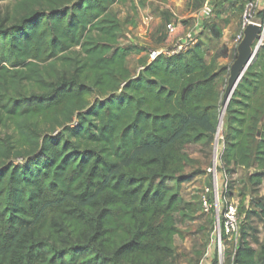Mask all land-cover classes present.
<instances>
[{
    "label": "trees",
    "instance_id": "obj_1",
    "mask_svg": "<svg viewBox=\"0 0 264 264\" xmlns=\"http://www.w3.org/2000/svg\"><path fill=\"white\" fill-rule=\"evenodd\" d=\"M0 2H12L0 12V264H172L181 210L167 183L192 163L191 146L214 139L227 48L159 54L132 75L126 60L144 48L119 45L112 11L127 0ZM189 27L174 21L163 44ZM223 124L221 166L252 170L260 186L264 47ZM245 237L231 264H258Z\"/></svg>",
    "mask_w": 264,
    "mask_h": 264
},
{
    "label": "rangeland",
    "instance_id": "obj_2",
    "mask_svg": "<svg viewBox=\"0 0 264 264\" xmlns=\"http://www.w3.org/2000/svg\"><path fill=\"white\" fill-rule=\"evenodd\" d=\"M204 3L205 0H148L142 7L136 3L132 6L131 0H127L124 4L114 5L112 11L117 15L121 25L119 45L139 46L140 43L144 45L142 53H133L126 60V67L131 74L136 75L140 66L150 61L156 52L173 48L180 40L186 46L182 53L185 54L196 45H200L206 51L207 58L225 47L228 50L227 57L218 60L220 75L217 85L222 96L230 66L235 60L234 51L241 40L242 24L244 20L263 24L258 14L264 10V0H214L210 18L203 20L202 25H198L197 20L201 17ZM6 9H12V2H0V12L4 13ZM146 14L155 15L160 19V23H153L148 28L146 36L140 37L138 33L141 26L143 27ZM174 21H188L190 27L182 38L174 40L170 45H163L168 25ZM211 25L222 29V37L219 40H212L209 32ZM263 47L264 42L258 52ZM223 125L221 131H218L217 127L214 139L209 145H193L189 148L192 163L176 181L167 183L169 186L177 187L181 210L174 215L178 235L174 239L172 264H217L215 208L206 213L201 205L202 197L207 194L206 190L213 192L215 187L220 200L219 210L231 204L237 208V232L230 241H222L224 264L232 262L237 246L236 240L240 238V230L245 232V240L256 251L258 264H264L261 257L264 225L260 217V207L264 206V180L258 187L251 186L248 183V176L254 173L252 170L232 166L223 169L220 164L224 138ZM214 167L215 173H213Z\"/></svg>",
    "mask_w": 264,
    "mask_h": 264
},
{
    "label": "built area",
    "instance_id": "obj_3",
    "mask_svg": "<svg viewBox=\"0 0 264 264\" xmlns=\"http://www.w3.org/2000/svg\"><path fill=\"white\" fill-rule=\"evenodd\" d=\"M260 1V0H258ZM214 0H205L204 7L202 10V16L204 20H207L210 18L212 14V3ZM251 22L244 20L242 24V30L245 28L247 24ZM263 27V38H264V21L263 24H260ZM172 29V24L168 26V30ZM181 41V40H180ZM178 41L173 48H170L165 51L159 52V54H164L166 56H173L179 53H182L183 50L186 49V46L184 42ZM260 45L262 42L259 43ZM216 172V168H213V173ZM216 187L214 188L213 192L211 190H206V193H211L213 196V203L210 204L208 199H207V194H205L202 199H201V205L203 210L208 213L210 210L215 208V215H216V222H217V227H216V234H217V239H218V262L217 264H224L225 260V254L221 250L222 246V236L225 238V241H230L231 238L235 235L238 229V220H237V208L235 206L228 205L226 206L223 210H219V196L217 193V190H215ZM238 242V240H236ZM234 255V254H233Z\"/></svg>",
    "mask_w": 264,
    "mask_h": 264
},
{
    "label": "water",
    "instance_id": "obj_4",
    "mask_svg": "<svg viewBox=\"0 0 264 264\" xmlns=\"http://www.w3.org/2000/svg\"><path fill=\"white\" fill-rule=\"evenodd\" d=\"M260 42H264L263 27L257 23L247 24L241 32V40L236 47V58L230 66L226 87L221 96L217 127H219L220 119L224 118L226 108L238 84L256 57Z\"/></svg>",
    "mask_w": 264,
    "mask_h": 264
},
{
    "label": "crops",
    "instance_id": "obj_5",
    "mask_svg": "<svg viewBox=\"0 0 264 264\" xmlns=\"http://www.w3.org/2000/svg\"><path fill=\"white\" fill-rule=\"evenodd\" d=\"M162 10V9H161ZM146 13H150L149 11H145ZM146 18H144L143 20V27L141 26V29L139 30V33H138V36L140 37H145L146 36V33H147V30L148 28H150V26L153 24V23H157L159 24L160 23V19L157 18L155 15H150V14H146ZM204 20L203 16L201 15V17L198 18L197 20V24H201V22ZM202 25V24H201ZM169 26V25H168ZM242 30V29H241ZM164 45V44H163ZM139 46H144L143 43H140ZM161 52V51H159ZM159 52H156L155 55L151 58L150 61H148L147 63L151 62L157 55H159ZM146 63V64H147ZM141 69V68H140Z\"/></svg>",
    "mask_w": 264,
    "mask_h": 264
},
{
    "label": "bare ground",
    "instance_id": "obj_6",
    "mask_svg": "<svg viewBox=\"0 0 264 264\" xmlns=\"http://www.w3.org/2000/svg\"><path fill=\"white\" fill-rule=\"evenodd\" d=\"M222 124H223V117L220 119V123H219V129L218 131H221V128H222Z\"/></svg>",
    "mask_w": 264,
    "mask_h": 264
}]
</instances>
